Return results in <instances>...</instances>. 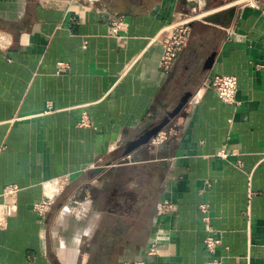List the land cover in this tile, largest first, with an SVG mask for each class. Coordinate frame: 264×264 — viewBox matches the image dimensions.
I'll return each mask as SVG.
<instances>
[{
	"label": "crops",
	"instance_id": "obj_1",
	"mask_svg": "<svg viewBox=\"0 0 264 264\" xmlns=\"http://www.w3.org/2000/svg\"><path fill=\"white\" fill-rule=\"evenodd\" d=\"M184 15L201 17L165 73V29ZM113 16L123 39L109 32ZM223 74L238 79L236 103L202 88ZM186 93L166 139L126 155ZM8 184L21 190L0 264H205L204 202L217 255L264 264V1L0 0V194ZM165 199L175 209L160 215ZM158 229L159 254L147 256Z\"/></svg>",
	"mask_w": 264,
	"mask_h": 264
},
{
	"label": "built area",
	"instance_id": "obj_2",
	"mask_svg": "<svg viewBox=\"0 0 264 264\" xmlns=\"http://www.w3.org/2000/svg\"><path fill=\"white\" fill-rule=\"evenodd\" d=\"M198 15H184L180 20L172 23L165 29L166 38L163 42V53L160 60V67L165 73H170L173 69L175 60L179 52L184 49L190 40L192 30V22L197 19ZM125 21L123 16H113L110 19L109 32L111 35L120 39L125 38L121 31L124 28ZM59 71H67L70 65L65 61H60ZM203 89H214L220 98L228 103L237 102L238 79L235 75H215L208 77L203 81ZM81 126L91 125L89 117L84 115L79 122ZM166 133L160 131L157 136L153 137L151 143L159 144L166 139ZM222 157H227L228 153L225 150L219 152ZM71 183V176L64 175L56 179L54 182L56 189H50L40 201L34 204V209L40 215H46L56 202V193L63 192ZM21 188L17 184H8L4 187L0 194V231L10 227L13 218L18 213V194ZM175 209V204L169 200H163L158 207V214L166 215ZM200 209L203 213V221L207 226V236L205 238V246L210 253L209 259L205 264H226L225 257L217 255L219 246L222 244V237L211 225L210 205L206 202L201 203ZM163 230L158 229L157 235L150 247L147 249V256L159 254V240L162 237ZM127 264H146L145 259L133 260Z\"/></svg>",
	"mask_w": 264,
	"mask_h": 264
},
{
	"label": "water",
	"instance_id": "obj_3",
	"mask_svg": "<svg viewBox=\"0 0 264 264\" xmlns=\"http://www.w3.org/2000/svg\"><path fill=\"white\" fill-rule=\"evenodd\" d=\"M235 9H231L230 11V15H232V12ZM205 19L207 21H217L218 19V14H209L205 17ZM215 58V54H213L210 59L208 60V66H210V64H212V62L214 61ZM191 93H186L183 98L181 99V101L178 103V105L170 112H168V114L166 115V117L160 121L157 124H154L153 126L149 127L148 129H146L136 140L128 143V145L126 146V155H128L130 153V151H132L135 148H138L140 146H143L145 144H148L150 142V140L155 137L169 122L172 118H174L182 109L183 107L187 104L189 97H190ZM105 167H97L95 169V171L97 172H101L104 170Z\"/></svg>",
	"mask_w": 264,
	"mask_h": 264
},
{
	"label": "rangeland",
	"instance_id": "obj_4",
	"mask_svg": "<svg viewBox=\"0 0 264 264\" xmlns=\"http://www.w3.org/2000/svg\"><path fill=\"white\" fill-rule=\"evenodd\" d=\"M262 1H264V0H262Z\"/></svg>",
	"mask_w": 264,
	"mask_h": 264
}]
</instances>
